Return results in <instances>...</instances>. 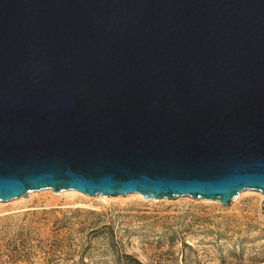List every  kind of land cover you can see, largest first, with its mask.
I'll use <instances>...</instances> for the list:
<instances>
[{"label": "water", "instance_id": "1", "mask_svg": "<svg viewBox=\"0 0 264 264\" xmlns=\"http://www.w3.org/2000/svg\"><path fill=\"white\" fill-rule=\"evenodd\" d=\"M43 190L264 195V0H0V202Z\"/></svg>", "mask_w": 264, "mask_h": 264}, {"label": "rangeland", "instance_id": "2", "mask_svg": "<svg viewBox=\"0 0 264 264\" xmlns=\"http://www.w3.org/2000/svg\"><path fill=\"white\" fill-rule=\"evenodd\" d=\"M66 192L0 202V264H264L260 191L227 207Z\"/></svg>", "mask_w": 264, "mask_h": 264}, {"label": "bare ground", "instance_id": "3", "mask_svg": "<svg viewBox=\"0 0 264 264\" xmlns=\"http://www.w3.org/2000/svg\"><path fill=\"white\" fill-rule=\"evenodd\" d=\"M52 191V190H51ZM53 192V191H52ZM64 193H68V192H64ZM73 193H79V192H76V191H74ZM140 195V194H139Z\"/></svg>", "mask_w": 264, "mask_h": 264}]
</instances>
